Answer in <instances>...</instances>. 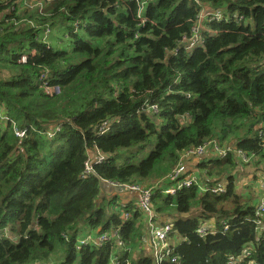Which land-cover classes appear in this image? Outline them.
I'll return each mask as SVG.
<instances>
[{"label":"trees","instance_id":"16d2710c","mask_svg":"<svg viewBox=\"0 0 264 264\" xmlns=\"http://www.w3.org/2000/svg\"><path fill=\"white\" fill-rule=\"evenodd\" d=\"M142 1L0 0V107L28 127L0 124V264H155L132 257L147 230L137 198L120 205L104 182L160 178L153 219L173 225L161 264H264V0ZM87 232L109 240L77 249Z\"/></svg>","mask_w":264,"mask_h":264},{"label":"built area","instance_id":"2783aa9c","mask_svg":"<svg viewBox=\"0 0 264 264\" xmlns=\"http://www.w3.org/2000/svg\"><path fill=\"white\" fill-rule=\"evenodd\" d=\"M31 3L35 2V4H33L34 6L36 5H41V3L46 0H30ZM134 1V0H133ZM138 1V0H136ZM146 2V0H143L140 3V10L141 8L144 6V3ZM207 17H210V13L207 12L206 14ZM214 17H220L219 13L214 14ZM194 31L196 32L197 29L194 28ZM49 28H47V30L44 31L43 33V39H47L49 36ZM26 56L22 55L21 56V61H25ZM45 90L49 93H58L59 89L58 87H53V88H49L46 87ZM2 108L0 107V124H3V122H11L12 124V130L13 133L15 135V137L17 138H22L26 135L27 129L26 128H19L17 126V124L14 122V120L5 113V111H3L1 113ZM61 129V125L58 124L54 127V129H49L47 131H45L44 133L48 136V137H53L58 131H60ZM108 126L107 125H102L99 127V133L103 134L107 131ZM214 149L218 152V154L220 156H224L225 155V151L223 149H220L219 147L216 146V144H214ZM205 152V145L199 146L195 149H189L186 152L183 153L182 157L183 159L188 157V156H192V155H200L203 154ZM104 159L103 156H97L94 160V162H97V160H99L100 162ZM243 159L246 160L247 158L243 156ZM182 170V164L179 163L178 166L174 169L173 174H170L168 177L171 179H174L178 174H180ZM91 172V163L87 162L85 164L84 167V174L83 177L88 175V173ZM196 178L194 176L185 178L183 180H180L179 182H177V184L175 186H170L167 187L163 190L164 193L166 194H174L176 192L177 189L186 186L189 187L192 184H197L196 183ZM125 186H129L131 187V190H139V188H137V185L133 186V185H124ZM199 186V185H198ZM260 188L263 189V195L262 198L260 200V203L258 205V209L256 212V216H259L260 214L264 213V178L261 180L260 182ZM151 189L148 190H142L141 191V195L139 197V199L137 200V205L139 206V208L142 210V212L144 213L145 217H146V227H149L148 230V240L150 242V246H151V250H152V256H153V260L155 261V264H161V262L167 258L170 253L172 252V247H171V241L169 240V234L171 233L172 229H173V225L172 223H167V224H159L154 218V213L151 207ZM199 190L201 192H211V193H220L224 191V187L221 184H217L214 186H209V185H203L200 184L199 186ZM224 228L226 229L227 226L225 225ZM260 229H264V226L260 227ZM206 228L205 227H201L198 229V231L201 234L205 233ZM109 240V234L107 233H101V235L96 236V237H92V235L87 234L86 237H82L79 241L78 244H80L81 246L87 245V244H94V245H101L103 242ZM119 245H122L121 242L118 241ZM246 254H249L248 252ZM236 263V259L232 256H230L228 258V263L227 264H235ZM33 264H43V262L40 261H35L33 262Z\"/></svg>","mask_w":264,"mask_h":264},{"label":"rangeland","instance_id":"374dc122","mask_svg":"<svg viewBox=\"0 0 264 264\" xmlns=\"http://www.w3.org/2000/svg\"><path fill=\"white\" fill-rule=\"evenodd\" d=\"M207 9H205V10H203V11H201V13H200V15H199V19L197 20V22H196V24H195V29H199V28H201V27H203L202 26V20H203V18H204V16H206V14H207ZM63 44L65 45V43L63 42ZM2 108V107H1ZM4 111V109L2 108V110H1V113ZM15 122V121H14ZM16 124H17V122H15ZM147 152H148V150H145L144 152H143V155H145V154H147ZM123 159L122 158H120L118 161L119 162H121ZM97 162H100L99 160H97ZM260 166L264 169V161L260 164ZM174 169V168H173ZM172 169V170H173ZM172 170H171V172H172ZM170 172V173H171ZM244 175V173H241L240 174V177H242ZM162 182V178H160V179H157V180H149L148 181V183H146L145 185H141V186H137V188H139V190H131V187H129V186H125V188H124V191H121L120 193H117V194H122L121 195V197L120 196H118L117 198V201L119 202V204L120 205H124V204H126V200H129V196H135V198H137V200L139 199V197H140V195H141V191L142 190H148V189H150V188H152L153 186H155V185H158V184H160ZM104 183H107V182H104ZM122 186H124V185H122ZM133 186H135V185H133ZM102 188H103V190H104V185L102 184ZM244 187L243 186H239L238 188H237V192L238 193H242V192H244V189H243ZM115 193H113V195H114ZM113 195H111V196H113ZM136 201V200H135ZM137 202V201H136ZM138 203V202H137ZM106 210H107V212H111L112 210H111V208H106ZM121 217L125 220V219H127V218H129V214L127 213V212H123L122 214H121ZM148 230H149V227H147V230L145 229L143 232H141V233H143V234H146V238H145V236H144V238H145V244H142V247L140 248V249H138V248H135V250H133L132 251V257H133V259H136L137 258V256H138V254L139 253H141L142 255H147V256H152V250H151V246H150V242H149V240H148V236H147V234H148ZM87 234H89V232H87V233H85V235H80L79 236V238H78V241L82 238V237H86V235ZM94 235H97V236H99V235H101V233L100 234H94ZM137 245L138 246H140L141 244H140V239L138 240V243H137ZM77 249H79V248H81V245L80 244H77V247H76ZM61 256H62V254H59V253H54L53 255H52V260H60L61 259ZM50 262V261H49ZM45 264H50V263H47V262H45Z\"/></svg>","mask_w":264,"mask_h":264},{"label":"water","instance_id":"95a60500","mask_svg":"<svg viewBox=\"0 0 264 264\" xmlns=\"http://www.w3.org/2000/svg\"><path fill=\"white\" fill-rule=\"evenodd\" d=\"M106 185H107V187H108V189L109 190H115V191H117V192H121V191H123L124 190V186H117V185H113V184H110V183H105Z\"/></svg>","mask_w":264,"mask_h":264},{"label":"crops","instance_id":"0c3cea01","mask_svg":"<svg viewBox=\"0 0 264 264\" xmlns=\"http://www.w3.org/2000/svg\"><path fill=\"white\" fill-rule=\"evenodd\" d=\"M117 193H120V192H117V191H116V196H120V197H121L122 194L120 195V194H117ZM122 196H123V195H122ZM133 197H134V196H132V195L129 196V198H133Z\"/></svg>","mask_w":264,"mask_h":264}]
</instances>
